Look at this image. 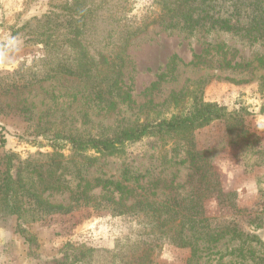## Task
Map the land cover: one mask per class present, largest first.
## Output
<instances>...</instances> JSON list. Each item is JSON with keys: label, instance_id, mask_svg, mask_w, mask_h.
I'll use <instances>...</instances> for the list:
<instances>
[{"label": "rangeland", "instance_id": "374dc122", "mask_svg": "<svg viewBox=\"0 0 264 264\" xmlns=\"http://www.w3.org/2000/svg\"><path fill=\"white\" fill-rule=\"evenodd\" d=\"M78 3L90 10L81 41L70 18ZM162 13L158 0H0V186L21 172L24 211L0 206V264H138L145 252L143 264L264 257V41L150 24ZM196 95L231 116L112 155L64 139L171 119ZM41 202L69 210L45 213ZM159 215L167 229L197 218L205 232L223 233L213 252L225 257L171 244Z\"/></svg>", "mask_w": 264, "mask_h": 264}, {"label": "trees", "instance_id": "16d2710c", "mask_svg": "<svg viewBox=\"0 0 264 264\" xmlns=\"http://www.w3.org/2000/svg\"><path fill=\"white\" fill-rule=\"evenodd\" d=\"M162 4L163 13L158 19L153 20L150 24L161 21L167 23V25L173 27L181 26L183 30L195 31L198 28H206L208 31L216 30L238 35L250 42L264 41V0H158ZM253 1V2H252ZM75 9V13L71 15V19L75 20L76 31L74 38L76 41H81V26L84 24V19L90 15V10L83 5H80ZM250 7V8H249ZM54 18L49 16L46 19L48 23L45 35L47 39H52L54 29L50 28ZM86 74L92 72L93 66L89 62H86ZM168 67V66H167ZM97 71V70H96ZM95 71V73H97ZM120 77L121 72H117ZM231 116L225 110L217 104L205 103L201 97L197 95L193 97L192 104L187 112L173 116L171 119H163L157 122H146L141 125L129 128L122 131L118 135L113 137L109 136H89L84 138L83 136L69 134L66 139L67 143H70L73 150L78 152H87L94 150L100 154H114L121 149L125 144H133L140 142L146 138H164L166 136L178 135L181 133L189 132L195 128H200L218 120H222L225 117ZM6 183L0 186V206L3 207L2 212L8 215L23 214L21 207V201L18 199L20 196V190L23 188L20 183L23 181L22 174L19 170H15V177L13 179L12 174H8ZM109 183V182H107ZM113 182H110L111 184ZM25 186V184H24ZM117 189L121 190V193H128V187L122 186L117 183ZM28 193V191H27ZM81 199V196L77 200ZM40 205L45 206L43 209L45 213H60L69 210L65 206L52 205L49 203L41 202ZM148 208L154 210L150 205ZM157 212V210H155ZM174 214L178 213L176 210ZM176 220L172 221L170 229H167L166 221H162L159 215L160 225L168 232H163L168 238L169 242L175 246L186 248L189 247L193 250L195 256L198 254L207 253L206 256L221 255V259L225 256L221 252H213L215 244L225 239L226 235L223 233L217 234L210 228V231L205 232L204 226L199 225L198 219L192 220L188 218L186 220L181 219L178 224H174ZM157 225V226H158ZM158 228V227H157ZM159 230V229H158ZM231 238L228 240H236V230H228L226 232ZM169 235V236H168ZM163 237V236H162ZM224 237V238H223ZM161 238V237H159ZM162 239V238H161ZM257 240V237H253ZM255 241V240H253ZM25 242L30 246L34 245V238L27 236ZM259 243V242H256ZM248 244L247 240H242V245ZM155 244H151L147 251H151L155 248ZM238 251L240 253H238ZM147 252L141 254V262L143 264L146 261ZM231 254L237 255V258H247L248 254L243 251L241 247L234 246L231 249ZM81 256V255H80ZM80 256H75L79 262ZM93 256V255H92ZM91 256V257H92ZM249 256L252 260V264H264V257L256 255L254 252H249ZM84 257V256H83ZM220 259V260H221ZM76 260V261H77ZM230 262V261H229ZM86 263V262H83ZM238 264V262H237Z\"/></svg>", "mask_w": 264, "mask_h": 264}]
</instances>
